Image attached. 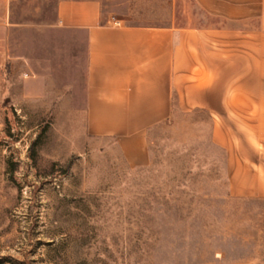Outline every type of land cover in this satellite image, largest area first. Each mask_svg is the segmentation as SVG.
<instances>
[{
    "label": "rangeland",
    "instance_id": "obj_1",
    "mask_svg": "<svg viewBox=\"0 0 264 264\" xmlns=\"http://www.w3.org/2000/svg\"><path fill=\"white\" fill-rule=\"evenodd\" d=\"M59 1L12 0L9 13L0 264H264V196L250 174L262 150L240 135L256 121L176 109L148 133L149 164L131 167L87 131L86 40L56 27ZM97 1L132 26L221 24L194 0Z\"/></svg>",
    "mask_w": 264,
    "mask_h": 264
},
{
    "label": "crops",
    "instance_id": "obj_2",
    "mask_svg": "<svg viewBox=\"0 0 264 264\" xmlns=\"http://www.w3.org/2000/svg\"><path fill=\"white\" fill-rule=\"evenodd\" d=\"M194 2L221 24L132 26L104 17L97 0L59 1L56 27L86 40L87 131L114 141L131 167H145L148 133L176 109L256 121L253 131L240 135L255 137L261 147L262 159L250 174L264 196V0ZM12 5L0 0V56L12 31Z\"/></svg>",
    "mask_w": 264,
    "mask_h": 264
}]
</instances>
